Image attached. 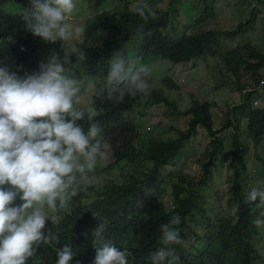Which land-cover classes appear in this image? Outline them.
<instances>
[{"label":"trees","instance_id":"trees-1","mask_svg":"<svg viewBox=\"0 0 264 264\" xmlns=\"http://www.w3.org/2000/svg\"><path fill=\"white\" fill-rule=\"evenodd\" d=\"M2 1L16 15L0 16V24L12 27L14 32V36L0 35V42L10 41V54L2 63L20 77L38 72L39 65L53 56L45 55L51 43L26 30L22 15L19 16L18 0ZM92 1L76 0L75 18L90 9ZM107 1L112 0H95L94 5H110ZM114 1L115 10L97 17V30L102 32L100 42L78 46L85 52V60L77 63L73 56L66 68L90 77L104 70L102 77L107 76L113 54L121 52L129 58V46L135 47L136 59L143 64L154 59L186 64L207 55L218 58L221 39L241 35L264 10V1L248 0L255 5L250 18L235 29L205 30L212 26L216 0H175L166 12L156 11V15H151L146 10V19L135 8L146 4L151 9L150 0ZM192 1L196 2L197 11ZM25 9H31V4H26ZM182 15L184 20L180 21ZM173 24L186 27L175 33L171 30ZM184 29H192L194 33L186 34ZM235 49L227 51L225 56L227 74L222 75L221 85H232L242 94V101L227 104L228 111L222 115L219 129L212 114L214 106L208 100L190 95V106L180 109L165 94L164 88L178 89L170 78L163 81V88L149 90L147 95L126 94L120 103L113 102L108 108L104 107L105 94L100 95L93 107L98 111L96 122L108 141L107 155L112 157V163L93 171L103 174L93 197L83 199L77 195L66 208L57 211L54 224L46 220L45 234L52 230L58 234L60 243L55 248L41 245L27 264H56V253L64 244L70 245L74 252L69 264H94L96 248L92 230L98 219L108 225L105 242L120 251L126 250L128 264H151L149 255L162 246L160 226L174 215L181 219L178 228L182 240L181 244L171 246L179 257L176 264H264V225L258 228L253 223L264 217L259 216V210L252 211L254 204L245 202L252 188L264 189V158H257L262 166L254 172L245 157L249 144L258 151L264 148V108L254 106V101L261 97L264 53L249 43ZM58 55L63 57V50ZM148 105L165 108L168 114L164 116L183 120L185 128H169L176 131V136L170 138L142 134V124L132 117V112L140 107L147 110ZM104 121L105 125H100ZM78 123L86 127L85 121ZM200 129L207 133L210 143L199 160L198 174L191 176L181 170L166 174L171 161L181 158ZM247 138L249 142H245ZM223 163L235 173L229 178L225 203V191L215 187L222 185L217 169ZM115 169L122 172L120 177H112ZM95 188L92 186L89 191ZM212 192L215 196L210 197ZM168 203L171 206L167 207ZM20 204L17 198L13 206Z\"/></svg>","mask_w":264,"mask_h":264},{"label":"clouds","instance_id":"clouds-1","mask_svg":"<svg viewBox=\"0 0 264 264\" xmlns=\"http://www.w3.org/2000/svg\"><path fill=\"white\" fill-rule=\"evenodd\" d=\"M18 2L19 16L22 15L26 30L51 43L45 55L53 56L39 65L38 72L24 77L10 72L8 67H0V264H27L41 245L55 248L60 243L57 233L48 230L45 234L46 220L54 224L57 211L67 207L82 185L92 182L89 173L95 170L99 160L107 159L108 141L96 122L98 111L93 105L104 94L105 108L113 102L120 103L126 94L147 95L150 90L147 78L151 76L147 66L140 64L138 58L132 59L133 46H129V58L121 52L113 54L104 77V70L90 77L66 68L73 56L77 63L85 60V52L78 48L84 45L67 43L81 40L82 28L69 23L77 11L76 0ZM109 2L111 6L107 9L110 10H104L108 13L116 7L114 0L106 3ZM246 2L253 9L254 3ZM25 3L31 4V9H25ZM99 6L94 5L96 10ZM146 10L154 14L146 4L135 8L145 19ZM2 13L16 16L0 0V16ZM98 15L94 18L96 29ZM98 33L100 39L102 32ZM0 35L14 36L13 28L0 24ZM9 43L0 42V53L6 57L10 54ZM61 50L63 57L58 55ZM261 74L264 77V68ZM96 80L103 83L99 88ZM263 85L264 81L260 88ZM85 95L91 97L89 104L84 100ZM256 101L258 106H255ZM263 103L261 95L254 106L264 108ZM78 121H85L86 127ZM100 125H105V121ZM17 198L22 203L13 206ZM245 202L254 204L252 211L259 210V216L264 217V189L252 188ZM169 206L171 203L167 204ZM98 221L92 230L96 248L94 264H128L126 250L120 251L105 242L108 225L103 220ZM180 223L179 215H174L160 226L162 246L149 255L151 264H176L179 257L171 246L182 243ZM253 223L259 228L264 225V219H255ZM73 255L72 247L64 244L56 253V264H69Z\"/></svg>","mask_w":264,"mask_h":264},{"label":"rangeland","instance_id":"rangeland-1","mask_svg":"<svg viewBox=\"0 0 264 264\" xmlns=\"http://www.w3.org/2000/svg\"><path fill=\"white\" fill-rule=\"evenodd\" d=\"M151 11L156 15V11H168L170 5L175 0H150ZM182 0L181 2H185ZM248 1V0H246ZM264 1V0H255ZM192 1L188 5H192L194 10H198L196 2ZM95 0L91 2L92 10L83 12V15H79V18H75L76 11L74 12L69 23H72L74 26H79L82 28V33L80 39H73L67 43H81L85 46L93 45L95 42L98 44L99 31L96 29V20L95 16L99 15L104 10L109 8L110 5L103 3L99 6L98 10L94 7ZM250 3H244L242 0H216L214 2V18L213 23H210L212 26H208L207 29H218L229 31L235 29L239 23L245 22L250 18V13L252 7ZM112 8V7H111ZM149 8V6H148ZM178 8L179 5H178ZM177 8V10H178ZM110 10V9H107ZM98 15V16H99ZM159 15V14H158ZM97 16V17H98ZM184 15H182L179 20H184ZM189 20V18H188ZM189 22V21H188ZM186 26L183 24H173L171 30L175 33ZM186 34L194 33L192 29H184ZM65 47L66 42H62ZM247 43L254 45L257 49L264 53V10L260 13L259 18L241 34L232 39L228 37H223L219 44L220 55L218 58H212L210 55L203 56L197 59H193L186 64H173L169 61H163L159 59H154V61L143 64L147 66L151 71V76L147 78L149 84V89H159L162 88V81L166 77H170L174 83H176L178 89H172V91L164 89L166 94L170 95L171 99L178 100L179 106L182 109L189 107L191 100L190 95L199 96L202 100H208L213 106L212 114L216 122L217 129L221 126L222 115H224L227 110V104L236 105L242 101V94L237 91L232 85H221L222 75H226V64H227V51L232 50L233 48L240 49L243 45ZM240 47V48H239ZM235 49V50H236ZM234 50L230 51L233 52ZM136 51L134 52V58L136 59ZM6 58L5 54L0 53V67H5V64L2 63V60ZM97 81V80H96ZM103 83L97 81V88H99ZM91 93V92H90ZM93 94V93H91ZM84 100L89 104L91 97L85 95ZM259 101V100H258ZM260 102V101H259ZM264 105V103L262 104ZM147 110L144 108H136L132 113V117H136L138 122L142 124V134L144 135H154L160 136L162 138H170L176 136V131H172L169 128L175 127L178 129L185 128V122L181 119H169L164 116L168 114L165 108L156 107L153 105H148ZM148 118L150 121L148 122ZM226 136L225 134H222ZM245 142H249L248 138ZM210 139L207 136V133L201 129L198 136L194 137L191 140L190 146L185 149V152L181 154V158L171 161L170 167L167 169L166 174L175 171H183L185 174L191 176H196L200 170L199 160L202 156L207 145H209ZM250 149L245 152L246 164L254 172L258 171L259 166H262V161L257 159L259 157L264 158V148L255 149L252 144H249ZM221 163V159L219 158ZM112 163V157L107 155V159L99 160L97 166L105 168L106 166ZM219 172L218 179L222 183L221 186L216 185V190L225 191L224 192V203L228 196L227 188L229 178H233L235 173L233 169H229L226 163L220 165L217 169ZM121 173L119 169L113 171L112 177H120ZM89 175L92 177V182L88 185H84L80 190L79 194L83 199H86V196L93 197L96 194L97 187L101 184L103 180V174L100 172H91ZM96 187L95 190L89 191L90 187ZM226 188V189H225ZM215 196V193H211L210 197ZM71 201V200H70ZM69 201V202H70ZM22 203V201H21ZM214 204L215 201H212Z\"/></svg>","mask_w":264,"mask_h":264},{"label":"crops","instance_id":"crops-1","mask_svg":"<svg viewBox=\"0 0 264 264\" xmlns=\"http://www.w3.org/2000/svg\"><path fill=\"white\" fill-rule=\"evenodd\" d=\"M259 92H260V94H261V95L263 96V98H264V88H260Z\"/></svg>","mask_w":264,"mask_h":264},{"label":"built area","instance_id":"built-area-1","mask_svg":"<svg viewBox=\"0 0 264 264\" xmlns=\"http://www.w3.org/2000/svg\"><path fill=\"white\" fill-rule=\"evenodd\" d=\"M258 104H259L258 101H256V102H255V106H258Z\"/></svg>","mask_w":264,"mask_h":264}]
</instances>
